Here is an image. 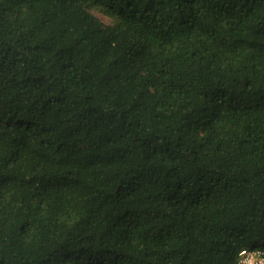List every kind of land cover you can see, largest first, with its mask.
<instances>
[{
	"label": "trees",
	"instance_id": "16d2710c",
	"mask_svg": "<svg viewBox=\"0 0 264 264\" xmlns=\"http://www.w3.org/2000/svg\"><path fill=\"white\" fill-rule=\"evenodd\" d=\"M243 249L264 257V0H0V264Z\"/></svg>",
	"mask_w": 264,
	"mask_h": 264
},
{
	"label": "built area",
	"instance_id": "2783aa9c",
	"mask_svg": "<svg viewBox=\"0 0 264 264\" xmlns=\"http://www.w3.org/2000/svg\"><path fill=\"white\" fill-rule=\"evenodd\" d=\"M240 255L242 264H264V257L261 251L243 249Z\"/></svg>",
	"mask_w": 264,
	"mask_h": 264
},
{
	"label": "rangeland",
	"instance_id": "374dc122",
	"mask_svg": "<svg viewBox=\"0 0 264 264\" xmlns=\"http://www.w3.org/2000/svg\"><path fill=\"white\" fill-rule=\"evenodd\" d=\"M97 15L100 16L104 21H109L108 18L105 15H103V14H101L99 12H97Z\"/></svg>",
	"mask_w": 264,
	"mask_h": 264
}]
</instances>
